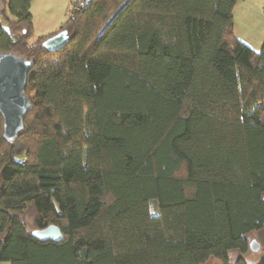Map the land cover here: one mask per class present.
I'll use <instances>...</instances> for the list:
<instances>
[{"label": "trees", "instance_id": "16d2710c", "mask_svg": "<svg viewBox=\"0 0 264 264\" xmlns=\"http://www.w3.org/2000/svg\"><path fill=\"white\" fill-rule=\"evenodd\" d=\"M1 1L0 53L32 66L13 140L0 116V264H264V40L235 35L240 0H92L32 43L31 0Z\"/></svg>", "mask_w": 264, "mask_h": 264}, {"label": "water", "instance_id": "95a60500", "mask_svg": "<svg viewBox=\"0 0 264 264\" xmlns=\"http://www.w3.org/2000/svg\"><path fill=\"white\" fill-rule=\"evenodd\" d=\"M92 0H85L89 5ZM3 4L0 0V14ZM68 41L67 32L61 30L46 38L42 46L50 52L61 49ZM32 62L28 57L15 53H0V116L2 118V137L13 140L23 128V119L31 108L30 100L24 93L26 78ZM31 235L41 242H59L63 234L55 224L35 229ZM251 251H257L259 244L252 239L249 242Z\"/></svg>", "mask_w": 264, "mask_h": 264}, {"label": "rangeland", "instance_id": "374dc122", "mask_svg": "<svg viewBox=\"0 0 264 264\" xmlns=\"http://www.w3.org/2000/svg\"><path fill=\"white\" fill-rule=\"evenodd\" d=\"M71 7L72 4L70 0H31L30 12L33 16V34L30 37L29 41L32 43L37 39V36H47L56 32L59 29L60 25L67 18L68 12ZM262 19L264 18L262 17ZM252 239L256 240L255 238ZM257 243L259 244L258 250L251 251L250 255L248 256V258L252 261H256L257 259H259L263 252V249L260 248V243L258 241ZM235 256L236 253H232L230 259H234ZM1 264L9 263L2 262ZM206 264H219V262L211 259Z\"/></svg>", "mask_w": 264, "mask_h": 264}, {"label": "crops", "instance_id": "0c3cea01", "mask_svg": "<svg viewBox=\"0 0 264 264\" xmlns=\"http://www.w3.org/2000/svg\"><path fill=\"white\" fill-rule=\"evenodd\" d=\"M262 17L264 18V0H240L234 8V33L255 50L261 47L264 40Z\"/></svg>", "mask_w": 264, "mask_h": 264}, {"label": "built area", "instance_id": "2783aa9c", "mask_svg": "<svg viewBox=\"0 0 264 264\" xmlns=\"http://www.w3.org/2000/svg\"><path fill=\"white\" fill-rule=\"evenodd\" d=\"M70 2L75 8H81L85 6V0H70Z\"/></svg>", "mask_w": 264, "mask_h": 264}]
</instances>
